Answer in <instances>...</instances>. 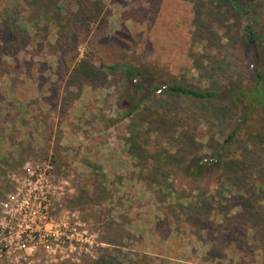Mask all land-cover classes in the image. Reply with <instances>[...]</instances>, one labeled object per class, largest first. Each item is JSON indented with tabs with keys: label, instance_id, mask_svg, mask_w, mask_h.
<instances>
[{
	"label": "rangeland",
	"instance_id": "374dc122",
	"mask_svg": "<svg viewBox=\"0 0 264 264\" xmlns=\"http://www.w3.org/2000/svg\"><path fill=\"white\" fill-rule=\"evenodd\" d=\"M78 1L0 0V203L15 192L32 208L7 222L0 205V264H264V110L229 141L231 98L157 90L181 134L145 129L149 100L130 112L153 87H250L244 17L217 0ZM198 160L208 171L183 176ZM83 185L87 203H71Z\"/></svg>",
	"mask_w": 264,
	"mask_h": 264
},
{
	"label": "trees",
	"instance_id": "16d2710c",
	"mask_svg": "<svg viewBox=\"0 0 264 264\" xmlns=\"http://www.w3.org/2000/svg\"><path fill=\"white\" fill-rule=\"evenodd\" d=\"M218 4H222L224 2H227V4H230V7L236 11L237 14L244 17V23L242 25V31L244 34L245 41L250 44L253 54H254V70H253V82L250 87L247 89L244 88H229L227 90H224V92H218V91H207V90H199L187 87L183 84H173V85H167L163 88H155L153 87L151 90H146L145 94H143L140 98H138L136 101L134 100L133 104L130 107V112L133 113L137 109L141 107V102L144 100H149V103L144 104V108L149 111L151 114V118L149 120H146L147 126H145L146 130L150 129L151 124H154V127L157 128H163L164 131H170L173 134L179 133L180 131L176 128L177 120L174 119L175 114H172L171 111H167V106L171 103L170 99L166 98H160L155 95V92L157 90L159 93L163 92L161 95L164 96V94L168 95H184L186 97H192L197 99H206V98H212V99H224V98H231L234 99L238 105H240V112L238 115V122L235 126V128L227 135L225 138L226 141H229L232 139V136L234 133L240 128L241 124L246 122L247 117L250 113H252V110L262 108L264 110V48H262L258 42V36H257V24L256 19L259 16V18L262 15V8L264 7V0H246L244 2H241L240 0H217ZM77 7H79L80 3L77 0L76 2ZM260 12V13H259ZM264 19V18H262ZM256 21V22H255ZM262 27H264V21L262 22ZM259 29V28H258ZM261 30V29H259ZM100 67L106 68L108 70H121L123 71L124 75H127L129 80L131 81L134 77L139 78L142 82H145L146 80L142 78L143 76L138 72L136 68L133 66L126 64V63H112V64H104L100 63ZM149 81V80H148ZM154 106V113L151 112L150 106ZM157 108V110H156ZM162 108V113L159 114L158 111H160ZM140 127H142L140 123ZM131 132L132 128H130ZM129 147L128 150L131 151V155L133 157H136V144L132 139H129ZM139 149V146H138ZM218 162V161H217ZM237 163V162H236ZM167 164V163H166ZM152 168H158V164L156 162H151ZM236 165V164H234ZM186 172L183 173V176H187L188 174H197L199 172H207L208 171V165L202 160L198 161H190L189 164L186 167H182ZM181 168H177V171L179 172ZM231 170L234 172L235 168L234 166L231 168ZM237 170V169H236ZM236 174V173H235ZM178 175V174H176ZM85 184V183H83ZM229 185L237 187V179H232L229 181ZM95 187V186H94ZM238 188V187H237ZM83 193V196H82ZM95 196V197H94ZM75 199H70L71 203L74 204H81L82 202L87 203V186H82V190L79 194L74 195ZM92 199H100V191L96 190V194L91 196ZM76 200V203H75ZM261 239H263V236H261ZM99 258L96 262H91L90 264L94 263H100ZM87 264V262H85Z\"/></svg>",
	"mask_w": 264,
	"mask_h": 264
},
{
	"label": "built area",
	"instance_id": "2783aa9c",
	"mask_svg": "<svg viewBox=\"0 0 264 264\" xmlns=\"http://www.w3.org/2000/svg\"><path fill=\"white\" fill-rule=\"evenodd\" d=\"M158 91H160V90H158ZM50 168H51V166L46 164L45 171H48V169H49V171L51 172ZM25 171L31 175L34 173V171H32L29 167L24 166V172ZM12 177H13V180L17 181L16 174H12ZM15 196H16L15 192L9 193V194H7L6 198L0 203V205L3 209L4 219L6 220L8 218L7 222L12 221V217H13L14 211L16 209H18L17 214H23V216H27V217L31 215L32 208L29 207L28 205H26L24 200H20L18 202V199H16ZM50 222H51V220H50ZM1 224H4V223L2 222ZM24 225H25V230L41 231V232L45 231V228H43L42 225L39 226V228H38L37 225H35L32 222H28L27 224L25 223ZM4 229H6V224L3 226L2 230H4ZM44 246L46 249L49 247L48 244H45ZM4 247H6V246L0 245V255L4 251ZM35 248H36V245L34 243L31 244V246L29 247V252L31 253V251H34ZM19 264H23V262H20Z\"/></svg>",
	"mask_w": 264,
	"mask_h": 264
}]
</instances>
